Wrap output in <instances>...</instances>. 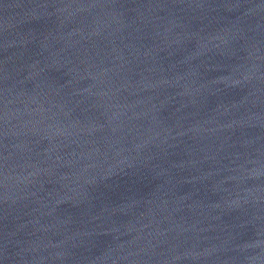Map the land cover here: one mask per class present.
<instances>
[{
	"label": "water",
	"instance_id": "water-1",
	"mask_svg": "<svg viewBox=\"0 0 264 264\" xmlns=\"http://www.w3.org/2000/svg\"><path fill=\"white\" fill-rule=\"evenodd\" d=\"M0 264H264V0H0Z\"/></svg>",
	"mask_w": 264,
	"mask_h": 264
}]
</instances>
